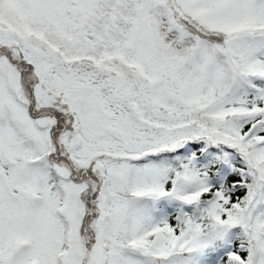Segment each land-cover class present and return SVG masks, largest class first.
Masks as SVG:
<instances>
[{"label":"snow or ice","instance_id":"snow-or-ice-1","mask_svg":"<svg viewBox=\"0 0 264 264\" xmlns=\"http://www.w3.org/2000/svg\"><path fill=\"white\" fill-rule=\"evenodd\" d=\"M0 264H264V0H0Z\"/></svg>","mask_w":264,"mask_h":264}]
</instances>
